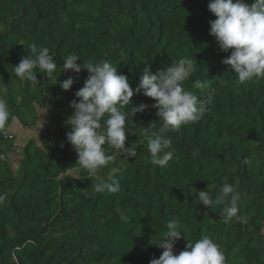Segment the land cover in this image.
<instances>
[{"label": "trees", "instance_id": "1", "mask_svg": "<svg viewBox=\"0 0 264 264\" xmlns=\"http://www.w3.org/2000/svg\"><path fill=\"white\" fill-rule=\"evenodd\" d=\"M251 4L253 0H246ZM209 0H0V92L15 121L0 132V264H149L169 220L180 221L181 239L174 254L208 235L224 250L227 264H264V79L241 83L209 35ZM46 47L57 70L53 77L37 69L38 84L19 79L13 70L31 46ZM107 61L129 78L135 90L145 67L155 73L183 56L198 66L186 90L201 80L215 89L201 119L167 135L174 155L161 168L151 163L142 128L161 121L155 100L136 94L129 113L125 147L139 142L137 156L116 159L96 176L80 179L77 154L66 141L65 120L75 92L89 75L62 72L63 58ZM82 61H77L81 64ZM61 72V73H60ZM56 76V83L54 77ZM72 77L68 91L60 82ZM50 126L37 141L14 130L34 128L37 107H46ZM124 111H128L125 108ZM49 115V116H48ZM28 119L30 121H28ZM14 124V127L11 125ZM17 125V126H16ZM63 145V147H61ZM247 163H244V161ZM119 181L121 191L97 193L98 183ZM224 183L239 193V215L225 223V204H198L197 191L212 186L213 199ZM185 235V237H184Z\"/></svg>", "mask_w": 264, "mask_h": 264}, {"label": "clouds", "instance_id": "2", "mask_svg": "<svg viewBox=\"0 0 264 264\" xmlns=\"http://www.w3.org/2000/svg\"><path fill=\"white\" fill-rule=\"evenodd\" d=\"M208 11L215 17L209 21V35L215 38L218 48L230 55L221 60V64L229 66L238 80L243 82L264 79V0H253L251 4L246 0H209ZM31 56L23 55L19 64L13 67L15 75L33 85L38 84L36 73H46L49 78L57 70L53 63V56L46 47L31 46ZM73 52L63 58L62 69L64 73L71 70L79 74L86 70L89 74L84 81V86L75 92L69 107L73 112L65 120L69 128L66 141L77 154L75 165L79 166V175H69L80 179L81 173H87V178L96 176L100 169L116 159V154H109L105 145H111L120 156L134 158L137 156L135 149L139 142L125 147L126 133L131 118L138 112H144L148 105L140 103L132 106V97L142 94L156 101L153 105L158 109L157 116L161 121L159 127L150 122L142 128V136L147 142V149L151 155V163L165 167L173 158L171 150L173 140L167 134L182 125L201 119L207 106L212 101L215 89L210 88L201 80H195L193 87L205 92L203 97L186 90L184 82L192 77L195 67L198 66L194 57L183 56L169 66L159 68L152 73L145 67L139 78V84L133 90L128 76L120 74L118 68L107 61L85 62ZM61 73V72H60ZM56 83V76L54 77ZM73 84L72 77L60 82L62 90L68 91ZM0 92L6 93L7 88L0 85ZM128 108V111H124ZM47 112L46 107H37L36 116ZM10 121L15 117L10 112L9 104L3 95H0V132L6 133ZM33 129L34 139L38 133L37 128H42L45 121L37 120ZM63 147V145H61ZM244 163H247L245 160ZM94 190L99 193H118L121 191L119 181L110 184L98 183ZM198 204L209 209L214 203L225 204L223 216L225 223L235 219L237 222L247 223V217L239 215V193L234 186L224 183L219 194L213 199L212 186L207 190L197 191L192 187ZM5 196L0 194V201ZM180 221L172 219L167 222L166 231L156 244L162 249L158 259L153 258L149 264H227L223 249L208 235L188 243L179 254H174V246L181 239ZM185 237V235H184Z\"/></svg>", "mask_w": 264, "mask_h": 264}, {"label": "crops", "instance_id": "3", "mask_svg": "<svg viewBox=\"0 0 264 264\" xmlns=\"http://www.w3.org/2000/svg\"><path fill=\"white\" fill-rule=\"evenodd\" d=\"M44 114H46V113H44ZM43 115V114H42ZM42 115H40V116H42ZM42 117H45V115H43ZM45 119V118H44ZM44 121H46V119L44 120ZM17 126V125H16ZM35 128V127H34ZM33 128V129H34ZM33 129H20L19 130V133L21 134V135H27V137H29V138H32V136H34V132H33ZM43 129V127L42 128H37L36 129V132L37 133H39V131H41ZM31 130V131H30ZM25 132H27V134L25 133Z\"/></svg>", "mask_w": 264, "mask_h": 264}, {"label": "rangeland", "instance_id": "4", "mask_svg": "<svg viewBox=\"0 0 264 264\" xmlns=\"http://www.w3.org/2000/svg\"><path fill=\"white\" fill-rule=\"evenodd\" d=\"M42 115V114H41ZM43 115H45V116H47L46 114H43ZM42 115V116H43ZM49 116V115H48ZM42 119L41 120H45L43 117H41ZM28 121H30L29 119H28ZM51 124L49 123V119L48 118H46V121H45V123H44V127H48V126H50ZM15 125L14 124H12L11 125V127H14ZM37 126V125H36ZM36 126H34V127H36ZM29 129H33V128H29ZM9 130H10V128H9ZM14 130H17V132L19 133V129L17 128V127H15L14 128ZM31 131V130H30ZM26 134H27V132H25ZM32 138H34V136H32Z\"/></svg>", "mask_w": 264, "mask_h": 264}]
</instances>
